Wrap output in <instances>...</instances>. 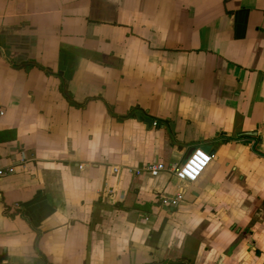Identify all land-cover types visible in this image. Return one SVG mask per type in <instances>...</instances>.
<instances>
[{
    "label": "crops",
    "instance_id": "0c3cea01",
    "mask_svg": "<svg viewBox=\"0 0 264 264\" xmlns=\"http://www.w3.org/2000/svg\"><path fill=\"white\" fill-rule=\"evenodd\" d=\"M0 111V264H264V0H0Z\"/></svg>",
    "mask_w": 264,
    "mask_h": 264
},
{
    "label": "built area",
    "instance_id": "2783aa9c",
    "mask_svg": "<svg viewBox=\"0 0 264 264\" xmlns=\"http://www.w3.org/2000/svg\"><path fill=\"white\" fill-rule=\"evenodd\" d=\"M2 113V111H0ZM154 124H156L154 122ZM210 154L203 149L202 146H196L188 157L182 162L175 164H165L163 162H157L145 167V170L151 175L155 176L162 170L171 172L181 182H193L195 181L211 160ZM15 165L11 164L0 168V177L10 175L15 172ZM117 170V168H114ZM135 174L141 173L142 169L131 170ZM184 198V191L179 188L174 194H163L160 196V204L164 207H176L180 204Z\"/></svg>",
    "mask_w": 264,
    "mask_h": 264
},
{
    "label": "trees",
    "instance_id": "16d2710c",
    "mask_svg": "<svg viewBox=\"0 0 264 264\" xmlns=\"http://www.w3.org/2000/svg\"><path fill=\"white\" fill-rule=\"evenodd\" d=\"M61 91H62V93L64 94V96L66 97V99H67L70 103H72V104H74V105H79V106L84 105V102H82V103H77V102L72 98V95H71L70 91L68 90V87H67V85H66L65 83L62 84V86H61ZM88 99H90V98H87L86 100H88ZM130 115H134V113H132V114H130ZM244 137H248V136L244 135L243 138H244ZM150 264H189V260H188V258H186V257H181V258H177V259H175V260H166V261H160V262L152 261Z\"/></svg>",
    "mask_w": 264,
    "mask_h": 264
},
{
    "label": "water",
    "instance_id": "95a60500",
    "mask_svg": "<svg viewBox=\"0 0 264 264\" xmlns=\"http://www.w3.org/2000/svg\"><path fill=\"white\" fill-rule=\"evenodd\" d=\"M145 121H146L147 124H150V125H151L152 122H153V120H151V119H146ZM249 133H250V134H253V135L256 134V132H249ZM202 147H203V149H204L205 151H207V152L210 154V156H211L212 158L214 157L215 150L212 148V146H211L210 144H208V145H204V146H202ZM192 150H193V148H191V149L188 151L186 157H188V155H190V153L192 152Z\"/></svg>",
    "mask_w": 264,
    "mask_h": 264
}]
</instances>
